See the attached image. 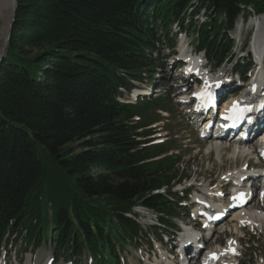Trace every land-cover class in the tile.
<instances>
[{
  "label": "trees",
  "instance_id": "16d2710c",
  "mask_svg": "<svg viewBox=\"0 0 264 264\" xmlns=\"http://www.w3.org/2000/svg\"><path fill=\"white\" fill-rule=\"evenodd\" d=\"M191 1L16 0L0 66V246L19 229L29 245L47 238V202L57 248L79 256L86 245L99 261L136 233L123 215L131 207L165 209L152 192L176 160L142 164L157 154L140 149L132 111L115 101L118 88L150 73L155 37L182 24ZM196 3L192 15L205 9L212 21L191 27L194 39L219 54L231 47L221 32L246 7L264 11V0Z\"/></svg>",
  "mask_w": 264,
  "mask_h": 264
},
{
  "label": "rangeland",
  "instance_id": "374dc122",
  "mask_svg": "<svg viewBox=\"0 0 264 264\" xmlns=\"http://www.w3.org/2000/svg\"><path fill=\"white\" fill-rule=\"evenodd\" d=\"M256 15H264V11L261 12H257L256 9H254L252 6H248L246 7V20H247V26L245 25V30H249L250 26H255L252 25L251 22L259 19L256 18L258 16H256L254 19H251V16L253 17V14ZM206 15H204L203 13H199L197 18L194 19V23H193V27H198L197 25H201V26H206L207 25V19L205 18ZM11 17V15H9V17L5 18V20L0 21V31L6 26L9 22V18ZM218 22L220 23L222 21V17L218 16ZM7 20V21H6ZM240 20V19H239ZM239 20L236 22L238 23ZM245 20V21H246ZM250 25V26H249ZM223 27V25H221ZM174 31L175 29L173 28L172 30L168 28L167 30V35L163 36L162 38H160V44L161 45H157V54L154 56V58H158V56H165L167 54L166 48L164 47V40H166V38L171 39L172 36H174ZM256 33V30H255ZM254 33V35H255ZM259 33V30H257V34ZM227 39L231 40L232 38H234L233 35V31L229 32L228 34H226ZM163 39V40H162ZM188 43L193 44V42L191 41V36L188 37ZM177 44H178V38L175 42V50H177ZM190 49V48H189ZM188 49V50H189ZM236 51V48L234 47V49L232 50V52ZM231 52V53H232ZM159 66L156 67L154 73H161L160 76H156V92L153 96L152 94V98L149 101H160L151 105H147V108L144 112H140V116L142 117V119L146 122V123H150V122H161L160 125L164 124L166 125L165 131H167V135H165V133H161L162 136H165V140L169 139L170 141L167 143L168 147H166V149L170 148L172 154H176L181 156V162L178 166V175H181L182 177H186L189 179H193V171L198 173L197 177H199V179L201 178V176H204L203 180H215L217 179L219 176H217L218 172H224L226 169L230 168L231 165L228 164L227 167H225L224 165H220L218 163H215L214 158L210 155L207 156L206 159L207 160H203L202 157H204L203 153H201L203 150H201L200 145V141L198 140L197 134L192 130V128L189 127V125L187 123H183L184 119L181 113V110L179 109V107L176 105L175 100L174 99V93H176L177 91V84L174 83L173 80V68L170 67L168 65V63H163L161 60H159ZM164 64L163 67H161V64ZM227 68H230L229 66H225L223 65L220 69L221 70H227ZM153 71V70H152ZM144 76L143 78H147V75H142ZM150 85V84H149ZM173 86V88H172ZM179 95H181L179 93ZM184 95V94H182ZM161 100H166V101H161ZM168 102L170 103L171 107L173 108L174 112L176 113L175 115H172L170 113H167L168 116H164L163 114H159V112L155 111L154 113L152 112L154 109H161L164 111H173L172 108L170 107V105L168 104ZM142 104V103H141ZM142 107V105L140 106ZM152 113V114H151ZM183 113H185V111H183ZM151 114L152 117H156L153 118L151 121L149 120V115ZM158 118V119H157ZM167 118V119H165ZM156 120V121H155ZM170 125H167V124ZM158 124H156L155 126H157ZM161 127V126H159ZM147 128L148 129H151ZM152 134V131H150V135ZM183 140V142L180 140V137ZM191 141V149H187L186 148V144L187 142ZM204 143V142H203ZM78 143L73 144L74 146L72 150H74L75 146H77ZM201 147V148H200ZM197 149H200V152H197ZM80 152V149H76L75 153ZM201 154V155H200ZM40 155H43L42 152L40 153ZM194 155H197L196 160L197 162L191 161L190 158H192ZM215 156V155H214ZM216 157V156H215ZM217 159V157H216ZM218 160V159H217ZM42 161L43 163L47 165V161L45 160V158L42 157ZM200 162V163H199ZM242 161H238L237 167L241 164ZM198 163L200 164V166H198ZM212 163L213 165H215L216 167L213 166L212 168ZM222 163V162H221ZM234 163V162H233ZM206 164H208L206 166ZM225 164V163H223ZM243 164V163H242ZM96 169L92 168L91 171V175L95 176L97 173L94 172ZM200 173V174H199ZM206 177V179H205ZM208 177V178H207ZM175 191V188H174ZM46 204L49 205V203L46 202ZM176 217L178 219H182L185 216V212L181 211L179 208H177L176 211ZM176 223V221H174ZM226 226H230V223L228 222L226 224ZM52 234H54V231H51ZM231 235V233L229 234ZM228 236L225 234V236H219V239L216 241L217 244H221L223 245L224 240L227 238ZM49 238V235H48ZM23 249H19V247H17V252H11L6 256V259L10 260V263L13 264L15 263V257H17V259H20V253L22 252ZM125 250H129L128 248H126ZM258 251L260 252V256L264 257V238H260L258 241ZM246 252H248V250H246ZM31 255H32V263L31 264H44V262L46 261V259L51 258L53 256H55L54 252L52 251V249H50L49 245H44L42 248L40 249H35L33 248L31 251ZM118 258L121 260L122 258H125V255H123V253H118ZM87 259L88 256L85 254L82 256V260L77 261V264H87ZM28 260V261H27ZM259 261V260H258ZM258 261L255 262V264H258ZM23 264H25L26 262L28 264H30V254L26 255L24 257V259L22 260ZM62 261H58V264H60ZM26 263V264H27ZM93 263H96V258H93ZM106 264H116L115 261H111L108 260L106 261ZM252 264V263H250Z\"/></svg>",
  "mask_w": 264,
  "mask_h": 264
},
{
  "label": "bare ground",
  "instance_id": "6f19581e",
  "mask_svg": "<svg viewBox=\"0 0 264 264\" xmlns=\"http://www.w3.org/2000/svg\"><path fill=\"white\" fill-rule=\"evenodd\" d=\"M11 1L12 0H0V21L5 20V18H7V17H9V15H11V13H12V11H11ZM251 24L255 25L254 28L256 30V33H255V35L252 38V45L255 48H263L264 49V15L261 16L259 19L251 22ZM6 28L7 27L5 26L0 31V57H1V55L4 56L5 52H6V45L4 43ZM257 30H259L258 34H257ZM262 140H264V137L262 138ZM212 141L213 140L208 139V142L205 141L203 143L204 146L203 145H202L203 147L201 146L202 147L201 150H203L201 153H203V155H204V157H202L203 160H207L206 159L207 156H210V155L214 154L217 157V159L220 162H222V163H225V160L233 162L234 156H235V150H230L229 148H226V144H223V146L219 148L217 145H215V146L212 145L211 144ZM230 146H232V145H230ZM242 148L244 149L245 147L243 146ZM196 157H197V155H194L192 158H190V160L194 161V162H197ZM237 161L238 160H236V163H237ZM244 162H245V160L243 161V163ZM199 163H198V166H200ZM235 169H238V168H235ZM262 191H264V189H262ZM259 193H261V191H259ZM219 196L220 195H218L217 197H219ZM260 206H262V205H260ZM262 208L264 209V206H262ZM234 216L235 215L233 214L231 216L230 220L234 221L235 220ZM249 216H250V219L252 220L254 225L261 224L260 214H257L254 211H250L249 212ZM263 222H264V220H262V223Z\"/></svg>",
  "mask_w": 264,
  "mask_h": 264
},
{
  "label": "water",
  "instance_id": "95a60500",
  "mask_svg": "<svg viewBox=\"0 0 264 264\" xmlns=\"http://www.w3.org/2000/svg\"><path fill=\"white\" fill-rule=\"evenodd\" d=\"M17 10V5H16V0H12L11 1V17L10 20L7 24V28H6V33H5V38H4V43L7 47L8 42L10 41L11 35H12V28H13V24H14V19H15V13ZM4 56L1 55L0 57V66L2 65L3 61H4Z\"/></svg>",
  "mask_w": 264,
  "mask_h": 264
},
{
  "label": "snow or ice",
  "instance_id": "6c2138e0",
  "mask_svg": "<svg viewBox=\"0 0 264 264\" xmlns=\"http://www.w3.org/2000/svg\"><path fill=\"white\" fill-rule=\"evenodd\" d=\"M217 87H219V85H217ZM204 94H202V96H203ZM209 101H211V96H209ZM236 105H234L233 106V109L235 110L236 109ZM226 119H227V117H225ZM234 199H236V200H241V201H243V194H241L239 197H234ZM214 259L216 258V257H213Z\"/></svg>",
  "mask_w": 264,
  "mask_h": 264
}]
</instances>
